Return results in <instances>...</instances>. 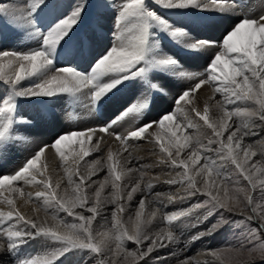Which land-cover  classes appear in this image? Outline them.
I'll return each instance as SVG.
<instances>
[{
  "label": "bare ground",
  "instance_id": "bare-ground-1",
  "mask_svg": "<svg viewBox=\"0 0 264 264\" xmlns=\"http://www.w3.org/2000/svg\"><path fill=\"white\" fill-rule=\"evenodd\" d=\"M146 1H148L146 10L150 15L155 14L158 10L156 6L159 7L160 5H167L169 8H189L199 12H207L212 15L214 22H212L205 31H196L201 41L199 38L195 37L196 35L193 34V31L189 32L185 26L182 27V29H180V27H171V29L183 33H176V36L181 35L180 37L183 38V40H187V44L191 42L188 43L189 40H192L195 41L196 45H199L198 48L200 50L194 54L193 62L190 63V60L186 58V60L182 57L179 58V53L176 51H174V57H171V50V55H169L171 57L170 60L174 61L175 59V61L177 60L176 63L180 60V64L177 65L174 63L171 65L173 66L171 68L174 69V74L180 72L181 76L177 74L173 75V80L167 78L168 80L166 81L165 79L162 80V78L160 79L162 80L160 83L157 81L154 82L159 85L154 87L157 97L155 98L150 112V116L152 117H150L151 120L146 118L145 120L141 119L142 122L139 127L135 128L131 126L133 118L129 117L122 125L120 124L113 129L117 132V130L121 129L123 126V133H117L121 134L120 141L115 139V132L107 130L108 128L105 126L106 123L109 122L111 114L109 111L110 109L107 107L102 110L99 118L95 104H89L90 106L84 107V109L80 107L82 111L79 110L78 114L84 116L87 121L97 125H92V123H90L87 124L84 129L81 128L83 131L78 129V131L75 132L74 130L69 137L65 136L61 138V141L58 140V143H55L56 145H52L54 142L51 144V140H49L50 132L48 130L44 131L42 124H39L36 119L33 121V118L28 116L30 119L29 122L27 121L29 126L28 124H24L27 128L21 129L23 133H21L22 135L20 138L22 137L21 140L24 143L28 142L25 144L32 148L25 150L29 151L30 155L34 156L33 165L27 164L26 168L22 169V163L25 161V154L27 153L24 150L19 164L14 167V163L18 162V159L15 158V153L17 151L14 152L12 149L9 150L5 148L4 145L3 148L0 149V171L3 170L1 168L7 157L11 156L14 158V161L8 163V165H12V168L0 172L3 175H0V224L7 219L8 221L10 219L9 223H11V219L16 218L19 222L24 221V223L27 222V224L31 222L35 228L37 227V231L55 232L63 236L65 235L67 238H71V240L91 243L98 249V253L101 254V261L105 264H109L110 261L116 262L121 257H123V259L133 258L135 262L139 261L141 264H210L214 262L212 258L213 245L211 247L208 245L203 246L205 241H200L198 243V238L204 235L203 230H201L202 233L197 236H189L186 232L187 236L182 237L181 240L180 237L179 239L168 233L169 231L167 232L164 222H175L174 220L177 218V215L168 214L172 213L170 212L169 206L170 204H174V206L176 204L177 206L181 205L180 203L182 202L180 201L188 196V194L183 192L184 189H180L178 185H183V182L188 178L187 176L189 174L193 176V184L196 188L204 191V187H206L208 188V192L214 195H218L219 192L221 193L219 186L220 181L225 176L228 177L225 173L229 167V165H227L229 162L225 161L226 156L221 154L219 150L221 145L226 146L227 150H230L232 157L234 156L236 160H239L241 166L244 165L248 169L253 168L255 170L257 166V161L255 160L256 153H259L264 159V0H259V11H257L256 8L253 12V16L248 20L243 18L245 14L239 13L241 10H239L231 0H144V2ZM125 2L122 3L125 4ZM127 3H129V1ZM103 5L104 4H102V6ZM111 6L116 7V4L111 3L109 8ZM246 9L247 8H245V10ZM129 10L125 12L127 13ZM141 10L142 9L138 11ZM122 13H124V10ZM171 17L172 16H170V20ZM116 18L117 16L115 20ZM158 18L160 19L162 17L159 16ZM20 19H22V16ZM141 19L143 21V17ZM150 19L152 18L150 17ZM124 20H126V17ZM112 21L114 22V20ZM122 21L123 19L121 22ZM134 21L136 20L134 19ZM123 22L119 24L121 25ZM144 22L145 21H143V23ZM147 22L148 21H146L145 25ZM179 24V22H173L174 26ZM130 25H128V27ZM187 25L188 24H186V26ZM136 32L137 31H135V33ZM171 33L173 32L170 31V34ZM206 33H208V35H206ZM59 34L58 36L60 37ZM127 35L129 34L127 33ZM134 35L136 36L138 34L136 33ZM154 38L152 39L153 43L150 45L149 42L148 46L150 45V48L153 47V52L157 53L160 51L161 53V51H163V46L160 44L159 40ZM205 39L207 42H204ZM195 47L197 48V46ZM94 55L96 54L90 53V58L95 61L96 58ZM158 57H160V54ZM165 58L168 59L167 57ZM114 59L115 55H110V57L105 59L107 60V65L106 63L105 65L108 67ZM75 60L78 63L77 65L80 66V70L83 69L82 72L90 69L88 68V65L91 64L90 61L82 60V62H80L78 58ZM115 62L116 61H114V63ZM46 64L47 62L42 56H36L31 59L0 57V80L15 84L24 76L31 75L37 70L44 68ZM84 66H86L87 69L84 68ZM160 67L164 68L163 66ZM187 68L190 72L187 73L192 74L189 75L191 76L189 78L188 74L182 76V73ZM53 69L51 65L48 66V72L53 71ZM161 74L162 73H160V75ZM95 76L99 77L100 75ZM105 76L107 78L109 75ZM159 78H161V76ZM65 82V77L62 74H52L45 82V85L35 90L33 95H37L41 92L45 93L48 90L51 91ZM188 82H193V87L190 86ZM100 83H102V81ZM28 84H33V82L28 81ZM196 84L201 85L198 87ZM67 93L70 94L69 92ZM251 98L260 99L261 103L259 104V108L258 105H255V103L253 104ZM145 99L142 98L137 104L144 103L146 101ZM54 100L55 99L48 103V106L52 108L59 117L55 118V121L63 122L72 120V113L63 108L61 101ZM245 100L247 103L244 104ZM86 101L88 100L86 99ZM256 102L258 101L256 100ZM251 106H253V108L257 106V109L254 108L250 110ZM172 108H174L173 112L170 111ZM22 111L24 110L22 109ZM246 112L254 113L252 118L255 117V119L250 118L241 121L242 115ZM41 117L46 118L47 115H41ZM149 120L150 122L148 123ZM62 130V128L56 127L55 133L57 136L55 137L61 135H58V133ZM213 132H215V135H213ZM67 133L70 132L67 131ZM133 142L138 143L134 145L132 144ZM207 164L212 167L208 168ZM19 167L21 168L19 169ZM256 172H259V169ZM141 176L144 178L143 181L139 179ZM105 179L112 182L111 184H113L114 187H117L114 192L116 194L115 198L112 197L109 199L108 197V200H100L101 202L98 203L97 200L93 201L84 196V194H86L85 189L96 187L101 182L105 183ZM116 179L118 184H115ZM128 180L137 183L138 191L136 195L133 197L131 196L132 198L129 197L128 194L127 197H120V192L122 193L124 190H122V186H120L119 183H124ZM16 183L19 185L17 184L18 186H16ZM147 186L148 188H146ZM174 187L175 189H173ZM195 187L187 184L184 188L189 191L191 188ZM78 197L80 198L78 199ZM111 200L115 201L112 202ZM38 201L39 205L45 203L46 205L48 204L49 207L53 205L51 206L52 208L59 207L55 208L58 209V211L52 210V213L55 212V216L63 210L64 215H66L62 217V219L56 220V218L54 219L46 214H41L39 206L35 205V202ZM154 201L158 202V204H155L158 205V209L154 206ZM176 208L178 209L176 213H174L179 216L191 210V208L187 206L183 208L175 207L172 210L175 211ZM134 210H136L137 217L142 219V223L143 221L145 223L148 222L154 233H149L145 237L143 236L144 238L136 242L135 247L130 248L131 250L117 247L115 242L112 241V238L107 237L104 232L101 233L99 228L112 227L113 229H111L114 230L113 233L119 232L121 229L120 219L122 213H130L129 211ZM67 217H70V219H79L81 226L71 227L65 225L63 220ZM18 221L16 223H19ZM12 226L9 229L10 231L13 230ZM172 226L175 227L174 225ZM21 228L23 229V227ZM135 232L136 226H133L130 230V236L134 237ZM1 233L2 232H0V234ZM4 234L5 233H3V236L5 237ZM80 234H83L84 237L78 236ZM120 235H117L118 240L122 239ZM30 239V236L23 235L22 237L20 236L17 241H14V244H11L15 245V247L17 246L18 250H31L30 241L32 240ZM128 240L129 242H133L131 239ZM119 242L120 241L117 243L119 244ZM37 243L38 242H36V245ZM188 244L189 248L194 244L190 252H188L187 247H185L188 246ZM15 247L13 246V248ZM27 253L30 254L31 252ZM32 254L33 253L30 254V257L28 255L26 257L33 258ZM8 256L9 253L5 251L1 242L0 264H11L13 260ZM15 263L14 261L12 262V264Z\"/></svg>",
  "mask_w": 264,
  "mask_h": 264
},
{
  "label": "rangeland",
  "instance_id": "rangeland-1",
  "mask_svg": "<svg viewBox=\"0 0 264 264\" xmlns=\"http://www.w3.org/2000/svg\"><path fill=\"white\" fill-rule=\"evenodd\" d=\"M128 1L129 3H127ZM128 1L127 0L126 2L125 0H98V1L97 0H5V1L1 0L0 1V57L5 56L7 58L17 57L19 59H31L36 56H42V58L47 62L44 68L37 70L35 73L31 75L24 76L15 84L5 80H0V146H2L0 147V149L3 148L4 145L5 148L9 150L12 149L14 152L17 151L19 153V154L17 152L15 153V158L18 159V162L14 163L15 164L14 167H16L19 164L23 151L25 149L28 150L29 148L32 149L31 147H28L26 145L28 142L27 143L25 142L26 143L25 144L21 140L22 137L20 138V136L22 135L21 133H23L21 129L27 128V126L25 125H27L28 122L30 121L28 116L33 118V121L36 119L39 124H42L44 131L48 130L50 132L49 140H51V144L54 142L52 144L54 145L55 143H58L57 142L58 140L61 141L62 137L65 136L69 137L70 134L74 132V130L75 132L78 131V129L83 131V129L87 124L92 123L90 121H87L84 118V116L78 114L79 110H81L80 107L82 109H84V107H88L89 100H91L92 98L97 101V105H99V107L103 109L107 107L108 109H110L109 111L111 112V114L110 117L108 116L109 122H107L105 126L108 128L107 130H112V132H115L114 133L115 139L120 141L121 134H117V133L119 132L123 133L122 131L123 126L121 129H118L119 131L117 130V132L113 129L116 128V126L118 127L120 124L122 125L125 121L128 120L129 117L134 119V120L132 119L131 126L135 128L139 127L142 120H144V115L148 109V105H145L144 110H139L138 109L139 103L137 104V102H139V100H141L142 98L143 99L146 98L145 100H147L151 95L155 93L154 87H156V85L158 86L159 84H156L154 82L157 81L160 83L162 80L165 79L167 81L169 78H170L169 80H173V75H177V74L181 76L180 72H176V74H174L175 73L174 69L171 68L173 67L171 65L174 63L177 65L180 64L179 59H178L179 60L178 63H176L177 60L175 61V59L174 61L170 60L171 57H174V51L179 53L178 54L179 58L180 57H182L183 59L186 58L190 60V63H192L194 60L193 59L194 54L200 50L198 48L199 45H196L195 41L189 40L188 43L191 41L190 43L193 44L190 43L187 44V40H183V38L180 37L181 35L176 36V33L177 34H183V33L178 30L171 29V27L172 28L180 27V29H182V27L185 26L187 27V30L189 32L193 31V34L196 35L195 37L199 38V40L201 41L200 36L198 33H196V31L197 32L205 31L209 27V25L212 22H214V19L212 15H210V13L201 12V11L199 12L189 8L188 9H179L172 7L169 8V6L167 5L166 6L160 5L159 7L156 6L158 10L155 12V14L150 15L146 10L148 7L147 6L148 1L146 2H144V0H135V1L128 0ZM260 1L252 0L251 2L249 1L250 4L248 6L245 5L246 7L245 6L242 8L238 7L239 10H241L239 13H244L246 17L243 14L244 15L243 18H246V20H248L250 17L253 16V12L256 8L257 11H259L258 6ZM122 2L123 3L125 2V4H123ZM111 3L112 4L115 3L116 7L111 6L109 8ZM138 3L140 4V6ZM102 4H104L103 5L104 7L102 6ZM135 5L137 7H131ZM128 8L131 9L129 10ZM245 8L247 9L245 10ZM140 9L142 10L138 11ZM123 10L124 13H122ZM126 10L129 11H127L126 13L125 12ZM21 16L22 19H20ZM114 16L115 17L117 16L116 20ZM159 16L162 18L159 19L158 18ZM170 16H172L171 20H170ZM121 17L124 18L126 17V20H124V18ZM142 17H143V21H145L144 23L141 19ZM150 17L153 20L150 19ZM122 19L123 21H125V22L122 21L123 24L121 25L123 27L119 24L122 23L121 22ZM134 19L136 21H134ZM112 20H114V22ZM146 21H148L146 24L148 27L145 25ZM173 22H179L180 24L174 26ZM186 24L188 25L186 26ZM128 25L130 26L128 27ZM138 25L140 26L142 25L141 26L142 29ZM135 31H137L136 33L138 34L136 36L134 35L136 34ZM170 31L173 33L170 34ZM124 33L126 35L128 33L129 35L126 36ZM58 34L60 35V37L58 36ZM132 34L134 35V37ZM206 35H208V33H206ZM153 38L160 41V44H162L163 46L162 50L164 52L163 51H161V53L160 51L157 53L153 52V47L150 48V45L153 43L152 42ZM148 43L150 44L149 46ZM195 46H197V48ZM85 47H88V49L87 50L85 49L83 51L82 48ZM171 50L173 56L171 55ZM90 53L96 54L94 55L96 60L95 63L93 64L92 70L89 69L90 72L88 70L82 72L83 75H80L79 73L71 71L70 68H67L65 63L66 62L69 63L70 59H74L76 58V56L79 57L82 56V59H79L80 62H82V60H86V61H90L92 64L94 60L90 58ZM159 54L160 57H158ZM110 55L112 56L115 55L114 61L116 62L114 63V61H111V64L108 65L107 67L106 66L107 60L105 59L110 57ZM169 55H171V57ZM153 57L154 59L156 58L155 59L156 61L153 59ZM165 57H167L168 59H166ZM91 64L88 65V68L91 67ZM49 65H51L54 68L53 71L51 72H48ZM156 66L160 69H158ZM160 66H163L164 68H161ZM84 68H86V66H84ZM54 72L58 74H62L65 77L66 82L59 85L58 87H55L51 91L48 90L45 93L41 92L38 93L37 95H33L35 90L40 89L42 86L45 85L47 79L52 74H55ZM88 72H89V76H87ZM184 72L182 73L183 74L182 76H186L188 73H190L188 68L185 69ZM160 73L162 74L160 75ZM157 74H159L161 78H159L160 76ZM95 75L97 76L100 75L101 77L100 76L96 77ZM105 75H109V76H107L106 78ZM156 75H157V79H156ZM189 75L192 74H188V78L191 77ZM44 78L46 81L44 80ZM28 81H32L33 84H28ZM101 81L102 83H100ZM113 83L115 86L113 85ZM189 84L192 87L194 85L193 82H190ZM201 84L199 85L196 84V85L199 87ZM67 92H69L70 94H68ZM113 98L115 99L112 102H109ZM53 99L59 102L61 101V105L63 106V108L69 110L72 113L73 115L72 120L63 121V122L55 121V118H59V117L57 113H55L54 110L52 108H49L48 106V103L53 101ZM86 99L88 101H86ZM255 99L258 102H256ZM255 99L251 98V101L253 102V104L255 103V105H258L259 108L260 106L259 104L261 103V101L259 98H255ZM245 103H247L246 100L244 101V104ZM253 106H251L250 110L255 108V107L253 108ZM22 109L24 111H22ZM255 109H257V106ZM173 110L174 108H172V110L170 111L173 112ZM41 114L47 115V117L43 118L41 117ZM253 115L254 113L252 112H246L244 115H242L241 121L244 119H250L252 118ZM252 119H255V117H253ZM75 121L77 122L76 124H74ZM110 123L115 124V126L109 128L108 126H110ZM92 125H97V124L92 123ZM56 127L63 129L60 133H58V135L61 134L58 137H55L57 136V134L55 133ZM67 131H69L70 133H67ZM130 134L132 135L131 132ZM213 135H215V132H213ZM136 143L138 142H133L132 144L136 145ZM219 150L221 151V154L226 156L225 161L229 162V163L227 162L228 164L226 163L227 165H229V167L227 170L228 172L226 171L225 173V175H227L228 177L225 176L220 181L219 186L221 193L219 192L218 195H214L209 193L208 188L206 187H204V191L196 188L195 185L193 184L194 182L193 176H190L191 174H189L187 176L188 178L184 182L182 181L183 185L181 184L178 185L180 189L181 188L184 189L183 192L185 194H188V196L182 201H180L182 203H180L181 205L179 206H177V204L175 206L174 204H170L169 209L171 211L170 210L169 211L172 213H168V214H174V216L177 215V218L174 220L175 222L169 221V223H167L165 221L164 225L166 226L167 232L169 231L168 233L176 236L177 238L180 237L181 240L182 237L184 236L186 237L187 235L197 236L201 234L202 233L201 230H203L205 236L203 235L201 238H198V243L200 241L201 242L205 241L203 243V246L208 245L211 247L213 245L212 258L214 262L210 264H264V159L260 156L259 153H256L255 160L257 161L256 165L258 167L256 166L255 170L253 168L248 169L244 165L241 166L239 164V160H236L234 156L232 157L230 150L228 151L226 146L221 145ZM26 152L27 153L25 154V161L22 163L23 165L22 169H25L27 164H30L32 166L34 161V156L30 155L29 151ZM227 154L229 155V157ZM13 159L14 158L11 156L6 158V160L3 162L2 165L3 167L1 168L3 169L2 171H7L10 168H12V165L10 164L8 165V163L10 161H14ZM207 165L208 168L212 167L209 164ZM238 165H240L241 167ZM20 168L21 167H19V169ZM258 169L259 172H256ZM0 175L3 176L1 173ZM139 179L140 181H143L144 178H142L141 176L139 177ZM105 180H106L105 183L108 182L107 183L108 185L105 184L104 182H101L96 187H93L91 189H85L86 194H84V196L87 199L93 201L97 200L98 203L104 200H108V197L109 199H111L112 197L115 198L116 194L114 192L116 191L117 187H114V185L111 184L112 182L107 181V179ZM115 182H116L115 184H118L117 179L115 180ZM17 184L18 183H16L15 185L18 186L19 184L18 185ZM119 184L120 186H122V190H124L122 191V193L120 192V197L122 196L127 197V194L129 195V197L131 196L133 197L134 195H136L138 191V185L136 182L128 180L125 181L124 183H119ZM187 184L193 185V187L195 188H191L189 191H187L184 188L186 187ZM101 185H105V186H101ZM112 187H114L115 190ZM146 188H148V186ZM173 189H175V187ZM79 198L80 197H78V199ZM111 201L113 202L115 200H111ZM183 201H185L186 203ZM155 204H158V202L154 201V206L158 209L159 208L158 205ZM35 205L39 206L40 208L39 210L41 214L42 213L46 214L51 218L54 219L56 218V220L57 219L60 220L62 219V217L66 215V214L64 215L63 212L64 210H63L57 213L58 215L55 216L54 215L55 212L52 213V210L54 209V211H58V209L55 208H59V207L52 208L51 206L53 205H50V207L48 204L46 205L45 203L39 205V201L35 202ZM184 206L191 208V210L188 213L182 214L183 216L182 215L179 216L178 214H175L178 208H176L175 211L172 210L175 207L183 208ZM46 210L49 212H47ZM129 212L130 213L128 212L122 213L120 219L122 226L120 225L121 229L119 232L117 231V233H113L114 230H112L113 229L112 227L99 228L101 233L104 232L107 235V237L112 238V241L115 242V245H117V247H123L124 249L127 250H129L131 247H135L136 242H139L149 233H154L152 231V228H150L148 222L145 223L143 221L142 223V219H139L137 217L136 210ZM15 219L16 218L11 219V223H13L14 225L9 223L10 219L9 221L7 219L3 221L2 224H0V232H2L1 233L2 235L0 234V243L2 242L3 248L5 249V251L9 253L8 257L9 258L11 257V259L14 262H16L15 264H92V263L105 264L101 261V254L98 253L99 252L98 249L93 244L88 242L85 243V241L81 242V241L71 240V238L69 239L65 235L64 237L62 234L55 232L37 231L36 229L37 227L35 228V226L31 222L30 223L28 222L29 224L28 225L27 222L26 223H24V221L19 222L18 219H16L15 221ZM17 221L19 223H16ZM79 222H80L79 219L77 218L70 219V217L69 218L67 217L63 220V223L65 225H69L71 227L81 226ZM172 225H174L175 227H173ZM11 226L13 227L12 231L9 230ZM133 226H136V232L134 234V237L130 236V230ZM188 226L191 228H189ZM21 227H23V229ZM186 227L189 229H187ZM3 233H5L4 234L5 237L3 236ZM54 234H56L57 237ZM23 235H28L31 237L30 239L32 240L30 241L31 250H26V249L18 250L17 246L15 247V245H13L14 244L13 242L17 241V239L20 236L22 237ZM59 235H61L64 238H62ZM117 235H120L122 239L119 238L120 240H118ZM32 236H34L36 239ZM78 236L82 237L83 234H80ZM65 238L67 240L69 239L68 242ZM128 239L133 240V242L132 241L129 242ZM6 240H8L9 242ZM118 241H120L119 244L117 243ZM36 242H38L37 245ZM123 242H127V243H123ZM13 246L15 248H13ZM193 246L194 244H192V247L189 248V244H188V246L185 247H187V251L190 252L191 249H193ZM27 252L33 253L32 254L33 258L26 257L27 255L30 257L31 254V253L28 254ZM35 260L38 261L36 262ZM13 261H11V264ZM134 262L135 261L133 258L123 259V257H121L116 262L110 261L109 264H136V263L141 264L139 263V261H136L135 263Z\"/></svg>",
  "mask_w": 264,
  "mask_h": 264
}]
</instances>
